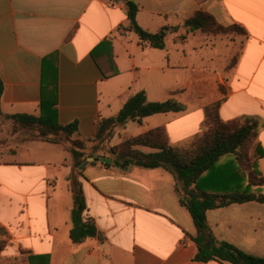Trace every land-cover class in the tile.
<instances>
[{"label":"crops","instance_id":"0c3cea01","mask_svg":"<svg viewBox=\"0 0 264 264\" xmlns=\"http://www.w3.org/2000/svg\"><path fill=\"white\" fill-rule=\"evenodd\" d=\"M132 1L144 29L178 28L168 32L164 50L140 43L123 0H0L1 117L40 116L45 95L56 101L60 124L77 122L79 137L92 139L101 118L118 116L130 97L145 91L149 101L175 99L185 111L130 122L112 146L132 138L122 130L134 123L138 136L163 128L171 145L189 147L203 132L207 108L222 101L225 122H259L257 142L264 151V0ZM198 11L247 34L187 33L185 21ZM9 138L0 153V226L6 232L0 264H223L196 259L193 217L164 168L124 171L90 163L80 180L85 217L95 221L97 236L74 243L71 154L59 144ZM257 164L251 170L227 155L200 186L264 193V185L256 186L264 157ZM232 181L241 184L225 189ZM207 217L219 241L264 258V203H234Z\"/></svg>","mask_w":264,"mask_h":264},{"label":"trees","instance_id":"16d2710c","mask_svg":"<svg viewBox=\"0 0 264 264\" xmlns=\"http://www.w3.org/2000/svg\"><path fill=\"white\" fill-rule=\"evenodd\" d=\"M123 1L128 3L130 28L137 34L140 43L154 49L164 50L168 32L172 30L177 32L178 28H164L157 33H152L138 23L139 7L132 0ZM184 28L187 33L226 35L231 31H240L244 35L247 34L246 30L239 25L222 26L215 17L205 11L195 12L188 17ZM3 93L4 83L0 78V116ZM56 104L55 100H47L44 95L40 104V116L16 114L8 118L12 121L14 134L26 135L22 141L59 144L71 154L73 173L68 177V182L74 199L71 231V239L74 243H82L97 236L95 221L85 217L87 202L80 180L82 171H79V167L88 158L99 157L112 161V163H104L109 168L117 167L124 171L134 167L164 168L174 175L180 203L192 215L197 229L193 241L200 249L196 258L198 261H217L223 264H264V258L248 254L228 242L219 241L207 217L208 211L234 203L252 201L264 203V193L261 190L252 192L250 188L236 193L208 192L200 186L203 176L215 169L220 160L227 155H235L236 160H243L251 170L257 169L258 160L264 157V151L257 142L259 130L257 120L245 117L225 122L220 115L222 105L220 101L207 108L203 132L193 139L189 147L171 145L163 128L151 130L140 136L126 139L118 146H112L111 142L116 133L128 123H142L145 118L156 114L180 113L185 111L184 105L175 99L151 102L148 100L147 93L141 91L127 100L118 116L101 118L97 132L92 139H82L79 137L77 122L67 125L58 122ZM140 147L150 148L153 152L146 153L140 150ZM253 148H255L254 151ZM252 152L254 156H251ZM263 185L264 177L258 178L256 186ZM0 236H6L1 226Z\"/></svg>","mask_w":264,"mask_h":264},{"label":"rangeland","instance_id":"374dc122","mask_svg":"<svg viewBox=\"0 0 264 264\" xmlns=\"http://www.w3.org/2000/svg\"><path fill=\"white\" fill-rule=\"evenodd\" d=\"M200 1L206 2V1H209V0H200ZM228 33L229 34H236V35L243 36V34L240 31H231V32H228ZM226 35H228V34H226ZM232 60H234V59L232 58ZM138 129H140V126L138 124L131 123L130 125H128L126 128H124L122 130L123 133H125V134H123V136H125V135H127L128 137L138 136L137 135L138 134L137 133ZM9 133H10L11 136H14V139H15V137H18L17 139H18V142H19V139H20L19 137L21 135H16V134L13 133L12 121L8 117H1L0 116V138H2V140L0 141V153H1L2 150H4V149L6 150L9 147V142H10ZM27 136H29V135H27ZM24 137H26V135H24ZM144 152L149 153V152H151V149L144 148ZM220 183H221V181L219 182V184ZM240 184L237 183L236 181H232V182H229V183L225 184L224 186H226L225 189L232 191V190H234L236 185H240ZM218 186H220V185H218Z\"/></svg>","mask_w":264,"mask_h":264},{"label":"water","instance_id":"95a60500","mask_svg":"<svg viewBox=\"0 0 264 264\" xmlns=\"http://www.w3.org/2000/svg\"><path fill=\"white\" fill-rule=\"evenodd\" d=\"M92 162H101V163H112L111 160L109 159H101L99 157H91L88 158L80 167L79 170L82 171L84 170L90 163Z\"/></svg>","mask_w":264,"mask_h":264}]
</instances>
